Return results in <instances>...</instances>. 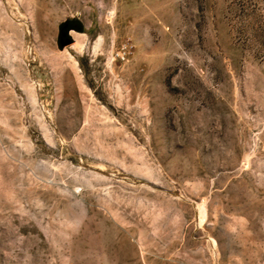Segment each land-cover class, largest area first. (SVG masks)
I'll list each match as a JSON object with an SVG mask.
<instances>
[{
	"label": "rangeland",
	"instance_id": "obj_1",
	"mask_svg": "<svg viewBox=\"0 0 264 264\" xmlns=\"http://www.w3.org/2000/svg\"><path fill=\"white\" fill-rule=\"evenodd\" d=\"M34 1L39 120L0 63V264H264V0Z\"/></svg>",
	"mask_w": 264,
	"mask_h": 264
},
{
	"label": "bare ground",
	"instance_id": "obj_2",
	"mask_svg": "<svg viewBox=\"0 0 264 264\" xmlns=\"http://www.w3.org/2000/svg\"><path fill=\"white\" fill-rule=\"evenodd\" d=\"M42 5H43L42 2L37 3L34 0H25V6L21 8V10L24 11V14H22L21 10L17 6H15V8H12L14 9V12H12V10L9 9L7 3H5L4 0H0V38L1 37L3 38L4 43L8 41L7 43L8 45L4 46L3 47L4 49L0 48V63L8 69L9 74L12 76V79H14L16 85L19 87L22 93H24L27 103H29L30 109L33 112L37 120H39L38 117L41 116V113H42L41 105L38 103L36 93H35V90L38 87V85L35 83V81H33V79H32L31 84L28 85L27 82L25 81V78L23 79L21 77L20 71L23 67H25V63H24L25 60H23L22 51L24 49L23 47H25L24 46L25 37L28 32V29L31 28L30 27L31 25H35L39 29L45 27L48 23L47 20L50 18L52 14V13L49 14L50 9H47L46 12H44L43 10L44 7H42ZM52 25L53 23L50 24V26ZM72 39L75 41V43L72 45L73 49L77 51L78 53H81L84 48L83 37L79 36L78 34H73ZM11 41L15 47L14 51L11 50V45H10ZM100 41L101 39H98L97 43L98 42L100 43ZM31 48L29 50L30 54H32L33 52L32 51L33 48L32 49ZM53 58L55 60L54 69L57 72H60L63 66L69 68L72 74L74 75L73 80L75 79L78 88L81 91L85 92L86 95L88 96V92L86 88L81 83V79L78 73L79 69L74 59L70 57L66 53V51L63 52L61 55H53ZM23 71L25 70L22 69V72ZM3 123L6 125V127H9L6 124V121H3ZM45 139H47L49 143H52L49 135L46 134ZM91 176L98 177L96 173H91Z\"/></svg>",
	"mask_w": 264,
	"mask_h": 264
},
{
	"label": "water",
	"instance_id": "obj_3",
	"mask_svg": "<svg viewBox=\"0 0 264 264\" xmlns=\"http://www.w3.org/2000/svg\"><path fill=\"white\" fill-rule=\"evenodd\" d=\"M63 38H64V39H63ZM63 38H60V39H59V45H60L61 47L70 44V40H71L70 38L65 37V36H64Z\"/></svg>",
	"mask_w": 264,
	"mask_h": 264
},
{
	"label": "flooded vegetation",
	"instance_id": "obj_4",
	"mask_svg": "<svg viewBox=\"0 0 264 264\" xmlns=\"http://www.w3.org/2000/svg\"><path fill=\"white\" fill-rule=\"evenodd\" d=\"M66 32H67V29L62 30L60 36L64 37L66 35Z\"/></svg>",
	"mask_w": 264,
	"mask_h": 264
},
{
	"label": "trees",
	"instance_id": "obj_5",
	"mask_svg": "<svg viewBox=\"0 0 264 264\" xmlns=\"http://www.w3.org/2000/svg\"><path fill=\"white\" fill-rule=\"evenodd\" d=\"M62 28V26H60Z\"/></svg>",
	"mask_w": 264,
	"mask_h": 264
}]
</instances>
